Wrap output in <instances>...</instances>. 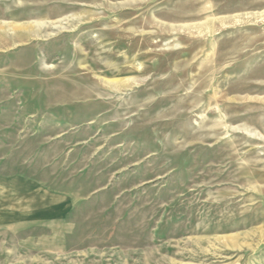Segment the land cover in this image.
<instances>
[{
	"label": "rangeland",
	"instance_id": "rangeland-1",
	"mask_svg": "<svg viewBox=\"0 0 264 264\" xmlns=\"http://www.w3.org/2000/svg\"><path fill=\"white\" fill-rule=\"evenodd\" d=\"M0 264H264V0H0Z\"/></svg>",
	"mask_w": 264,
	"mask_h": 264
}]
</instances>
